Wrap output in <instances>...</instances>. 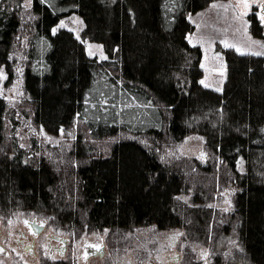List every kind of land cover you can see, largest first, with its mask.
Wrapping results in <instances>:
<instances>
[{
  "label": "trees",
  "instance_id": "1",
  "mask_svg": "<svg viewBox=\"0 0 264 264\" xmlns=\"http://www.w3.org/2000/svg\"><path fill=\"white\" fill-rule=\"evenodd\" d=\"M25 1L0 0V69L11 86L23 68L25 92L13 109L0 97V214H45L73 238L183 228L182 264H202L193 244L209 247L213 264H264V56L223 49L226 80L216 91L202 85L203 51L188 39L189 16L218 0H32L29 10ZM69 14L83 19L82 38L102 44L106 59L90 57L72 31H54ZM249 22L262 38L258 17ZM26 120L75 136L65 169L35 140L23 144ZM191 135L211 155L191 164L217 170L234 190L221 222L219 210L179 198L191 187L185 168L162 156ZM233 233L240 249L228 252Z\"/></svg>",
  "mask_w": 264,
  "mask_h": 264
},
{
  "label": "rangeland",
  "instance_id": "2",
  "mask_svg": "<svg viewBox=\"0 0 264 264\" xmlns=\"http://www.w3.org/2000/svg\"><path fill=\"white\" fill-rule=\"evenodd\" d=\"M52 4L56 0H49ZM250 5L244 7L245 0H218L213 2L206 9L189 16L195 29L189 34L188 39L191 45L199 46L203 51L201 66L204 71L201 81L203 86L217 91H222L226 80V60L223 49L227 41L241 52L252 54L262 53L264 56V34L262 38L254 37L250 32L249 16L255 15L264 27V0H246ZM32 0L25 1V8H31ZM85 24L83 19L77 14H69L61 19L54 28L67 29L72 31L75 36L80 38L90 57L98 60L107 58L102 44L82 38ZM236 48H233L236 50ZM240 53V52H238ZM254 55V54H253ZM23 68L17 67V79L11 86L6 85L7 76L3 69H0V97L5 99L9 107L13 109L18 102L25 98L23 89ZM20 139L23 144L30 148L32 140L40 150H45L48 158L60 170L65 169L71 161L69 153L75 136L72 133L61 132L59 135H50L45 131H38L31 122H23L19 130ZM115 138L99 142V145L107 146ZM166 160L180 163L187 181L191 184L187 194L179 195V198L190 206L211 207L219 210L216 215L218 222L222 218L217 216L229 213L234 209V190L231 186L222 184L220 178L213 173H203L196 165L191 164L190 160L206 163L211 155L205 148V139L200 135H191L173 148H166L162 153ZM190 162L186 164L184 162ZM187 167V169H186ZM217 168V167H216ZM213 183V184H211ZM189 184V185H190ZM205 184L203 189L199 186ZM199 191V193H197ZM197 198H205L207 201L196 202ZM44 221L46 233L68 238V250L65 256L60 257L57 252L50 254L46 243H37V257L23 251L22 247L16 243L18 232L25 230L23 221ZM1 236L0 245L4 250L0 251V264H56L57 262H70L71 264H182L185 259L186 246L185 233L183 228H172L167 230H157L154 226H141L132 230L120 229L118 233L109 230L86 232L79 237L73 238L68 231L51 223L48 215L32 211H21L13 215L3 216L0 214ZM39 245V246H38ZM54 245V243H53ZM56 245V244H55ZM58 245V244H57ZM89 245H104V257H94L86 260V248ZM61 246V245H59ZM192 250L197 262L202 264H213L212 253L209 247L193 244ZM233 249H240L238 239L233 233L230 239L228 252ZM207 253V256L204 254ZM227 254V252L225 253Z\"/></svg>",
  "mask_w": 264,
  "mask_h": 264
},
{
  "label": "flooded vegetation",
  "instance_id": "3",
  "mask_svg": "<svg viewBox=\"0 0 264 264\" xmlns=\"http://www.w3.org/2000/svg\"><path fill=\"white\" fill-rule=\"evenodd\" d=\"M254 14L256 13L254 12ZM25 221H23L25 230H23L22 232H18V239L16 240V243H18L19 246L22 247L24 252L30 254L31 256L37 257L39 255V253L37 252V243L42 242L44 240L46 243V247L49 249L50 254H54V252H57L60 257L66 255L68 250V243H69L68 238L55 236L52 235L51 233L45 234L47 227L44 221H37V220H33L31 222L27 221L28 222L27 224L25 223ZM0 236H1V226H0ZM94 246H98V247L86 248L85 251L86 260L94 257H100V258L104 257L105 255L104 245H94ZM101 248H104V255L102 257L100 256L99 253ZM0 249L4 250V247L0 245ZM58 263H60V261L57 262L56 264Z\"/></svg>",
  "mask_w": 264,
  "mask_h": 264
},
{
  "label": "snow or ice",
  "instance_id": "4",
  "mask_svg": "<svg viewBox=\"0 0 264 264\" xmlns=\"http://www.w3.org/2000/svg\"><path fill=\"white\" fill-rule=\"evenodd\" d=\"M249 6H250V5H249V4L246 2V0H245L244 7H245V8H248ZM260 19L264 20V16H261ZM54 31H55V30H54ZM223 43H224V46H225V47H233V48H236L235 45H233V44H229L227 41H225V42H223ZM236 51H237V52H240L241 54H247V53L241 52V49H240V48H236ZM252 54H254V55H260V54H262V53L257 52V53H252ZM201 83H204V82L201 81ZM205 86H207V85H205ZM217 91H219V89H217ZM25 223L27 224L28 222L25 221ZM41 227H42V225H41ZM89 247H98V246L89 245ZM0 251H2V249H0ZM204 255L207 256V253H205Z\"/></svg>",
  "mask_w": 264,
  "mask_h": 264
},
{
  "label": "water",
  "instance_id": "5",
  "mask_svg": "<svg viewBox=\"0 0 264 264\" xmlns=\"http://www.w3.org/2000/svg\"><path fill=\"white\" fill-rule=\"evenodd\" d=\"M99 253H100V256L102 257L104 255V248H101ZM97 255H99V254H97Z\"/></svg>",
  "mask_w": 264,
  "mask_h": 264
}]
</instances>
